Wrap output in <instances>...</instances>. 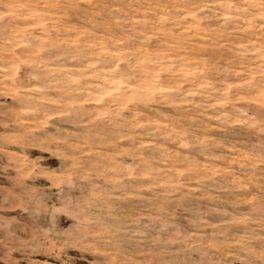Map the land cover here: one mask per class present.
<instances>
[{
  "label": "rangeland",
  "instance_id": "obj_1",
  "mask_svg": "<svg viewBox=\"0 0 264 264\" xmlns=\"http://www.w3.org/2000/svg\"><path fill=\"white\" fill-rule=\"evenodd\" d=\"M263 48L264 0H0V264H264Z\"/></svg>",
  "mask_w": 264,
  "mask_h": 264
},
{
  "label": "bare ground",
  "instance_id": "obj_2",
  "mask_svg": "<svg viewBox=\"0 0 264 264\" xmlns=\"http://www.w3.org/2000/svg\"><path fill=\"white\" fill-rule=\"evenodd\" d=\"M232 16V15H231ZM39 23V22H38ZM259 40V39H258ZM257 45V44H256ZM252 46V45H251ZM256 49V48H255ZM260 49V48H259ZM262 49V48H261ZM264 49V48H263ZM258 51V50H257ZM255 54V53H254ZM257 54V53H256ZM261 61V60H260ZM256 64V63H255ZM241 71V70H240ZM111 83V82H110ZM250 85V84H249ZM113 89V88H112ZM261 89V88H259ZM264 89V88H263ZM264 93V92H263ZM94 98V97H93ZM90 101V100H89ZM91 102V101H90ZM93 102V101H92ZM115 103V102H114Z\"/></svg>",
  "mask_w": 264,
  "mask_h": 264
}]
</instances>
